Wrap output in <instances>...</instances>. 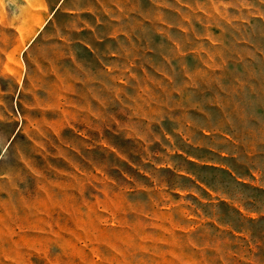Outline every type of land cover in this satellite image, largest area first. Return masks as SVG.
<instances>
[{
    "label": "rangeland",
    "instance_id": "rangeland-1",
    "mask_svg": "<svg viewBox=\"0 0 264 264\" xmlns=\"http://www.w3.org/2000/svg\"><path fill=\"white\" fill-rule=\"evenodd\" d=\"M0 264H264V0H0Z\"/></svg>",
    "mask_w": 264,
    "mask_h": 264
}]
</instances>
